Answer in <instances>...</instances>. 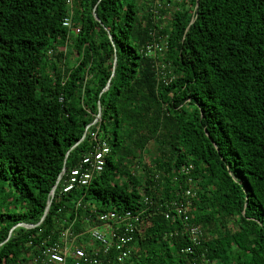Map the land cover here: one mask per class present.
<instances>
[{"label":"trees","instance_id":"1","mask_svg":"<svg viewBox=\"0 0 264 264\" xmlns=\"http://www.w3.org/2000/svg\"><path fill=\"white\" fill-rule=\"evenodd\" d=\"M156 1L75 0L69 29L65 0H0V264H21L81 197L146 208L123 264H264V0L175 1L164 25ZM102 142L104 170L65 196L59 183L43 222L7 239ZM173 201L202 227L191 254Z\"/></svg>","mask_w":264,"mask_h":264},{"label":"built area","instance_id":"2","mask_svg":"<svg viewBox=\"0 0 264 264\" xmlns=\"http://www.w3.org/2000/svg\"><path fill=\"white\" fill-rule=\"evenodd\" d=\"M65 1L70 8V14L63 18L62 26L70 29L72 28V6L75 0ZM170 1L155 2L153 7L156 10L154 9V13L153 9L151 11L152 15L154 14V17L152 16L154 24L158 23V20L165 24L161 17L164 14L161 10L164 9L158 11L157 7H170ZM152 44L148 46L150 54L162 49L160 44L155 42ZM59 99L62 100V97ZM110 151L107 142L97 143L92 150L80 158L77 165L69 170L66 169L60 179L61 182L59 181L60 195L65 196L75 189L88 186L104 170L106 156ZM190 168L191 166L183 167L182 172L188 174ZM193 186L194 181L188 177V186L185 189L187 197L193 196ZM143 198L145 203L150 202L147 196ZM72 207L73 219L63 218L59 231L48 233L35 243L30 238L28 244L31 248L24 253L21 264H123L129 259L134 251V234L143 222L146 208L122 212L101 211L90 200L82 197L78 198ZM172 214L181 218L182 229L190 240V244L183 248L182 252L193 253L194 247L200 244L203 237L202 227L190 222L188 207L183 202L171 203V208L165 212V218H170ZM192 264L215 263L204 257L200 260L193 257Z\"/></svg>","mask_w":264,"mask_h":264},{"label":"water","instance_id":"3","mask_svg":"<svg viewBox=\"0 0 264 264\" xmlns=\"http://www.w3.org/2000/svg\"><path fill=\"white\" fill-rule=\"evenodd\" d=\"M197 1H198V0H197ZM197 1H196V5H197ZM94 17H95L96 20H99L95 12H94ZM191 22H192V20L190 21V23H191ZM109 38L111 39V36H110V35H109ZM114 61H115V60H114ZM108 86H109V81H108L107 85L105 86L104 90H105L106 88H108ZM100 113H101V105H100V103H98V113H97L96 118L94 119V121H93L91 124H94L95 122H97V121L99 120V118H100ZM91 124L87 125L86 130H87V128H88ZM86 130L84 131L83 136L81 137V139H80L79 141H77V142H76V143H75V144H74V145H73V146H72V147L66 152L64 162L66 161V159H67V157H68L70 151H71L75 146H77V145H78V144H79V143L85 138V136H86ZM65 171H66V166L64 165L63 168H62V170H61V172H60V174H59V176H58V178H57V180H56V182H55V184H54V186L52 187V189H51V191H50V193H49V195H48V200H47V202H46L45 210H44V212H43V215H42L40 221H39L38 223H36V224H28V223H24V222H19V223H17L16 225H14V226L10 229V231H9V233H8V236H7V239L10 238V236H11L13 230L16 229V228L30 229V228H34V227L39 226V225L43 222V220L45 219V217H46V215H47V213H48V210H49V208H50V206H51V203H52V200H53L54 193H55V190H56V188H57V185H58V183H59V181H60V179H61V177H62V174H63ZM7 239H6V240H7ZM1 244H2V243H0V245H1Z\"/></svg>","mask_w":264,"mask_h":264},{"label":"rangeland","instance_id":"4","mask_svg":"<svg viewBox=\"0 0 264 264\" xmlns=\"http://www.w3.org/2000/svg\"><path fill=\"white\" fill-rule=\"evenodd\" d=\"M163 1H166V0H163ZM170 2H171L170 7H167V8L166 7H163V6L157 7L158 11H159V9H164L163 11L165 13L163 15H161V17H162V19H163V21H164L165 24H166L167 20H169V13L173 9V6H174V0H171ZM149 4H152V3L150 2ZM154 9L155 8L153 7V11H152L153 13H154ZM152 16L154 17V14ZM71 59H73V57ZM148 147H149V150H152V146L149 145Z\"/></svg>","mask_w":264,"mask_h":264}]
</instances>
